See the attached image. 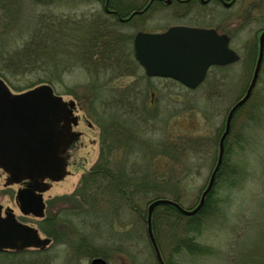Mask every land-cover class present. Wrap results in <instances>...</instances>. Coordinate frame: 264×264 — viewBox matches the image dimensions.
Wrapping results in <instances>:
<instances>
[{
	"label": "rangeland",
	"instance_id": "1",
	"mask_svg": "<svg viewBox=\"0 0 264 264\" xmlns=\"http://www.w3.org/2000/svg\"><path fill=\"white\" fill-rule=\"evenodd\" d=\"M142 1L136 0L135 3ZM255 1L257 0H241L240 3L227 10L218 9L220 12H215L216 15L212 18H209L210 12L205 7L199 12L189 11V15L176 16L173 6H166L161 12L155 11L142 20H136L133 27L122 28L123 34L126 37L128 35V38L124 39L128 52L132 49L131 35L137 30L159 31L171 24L195 23L200 26H211L218 32L226 33L230 37L231 48L239 54L240 59L220 69L210 68L202 84L195 89H188L169 78H145L140 67L136 68L135 73L129 71L130 73L125 75L115 76L113 70L118 68L111 66L109 71L99 76L79 62H66L60 79L53 78L54 83L51 86L65 102L75 103V114L82 118L76 127L77 130L82 131V134L78 141L79 146L75 150L77 161L82 166H69L70 173L60 182L54 183L44 196L71 193L80 176L87 173L101 155L100 129L89 116L88 102L91 94L88 88L93 84L104 83L105 89L99 95L101 99L110 96L112 90L132 89L131 86H137L140 91V100L149 105L152 114L157 113L153 121L152 134L146 132V125L139 130L136 144L132 146L134 150L129 155L125 167L128 169L136 167L142 174L144 169L137 166L146 165V167H151L153 173L160 175L164 181L170 180L169 183L177 181L179 202L186 208L193 206L198 201L200 192L215 163L213 139L221 134L228 109L243 94L253 71V64L249 60L250 48L257 42L259 31L264 28V5L258 6L257 9L256 5L253 7ZM40 3L46 4L45 0ZM97 6V2L87 4L80 0H54L47 6L36 7L40 11L51 13V18L68 15L67 18L72 20L86 18L89 20L92 16H96L95 12L89 11ZM184 15L188 16L184 17ZM119 30H121L120 26ZM260 72L253 95L249 96L234 117V133H239L242 137L241 140L232 143L233 152L230 155V165L240 171L239 178L234 185L224 183L225 179L219 184L216 197L220 209L215 215L206 217L202 221L201 229L196 234V241L211 249L212 254L203 258L188 256L175 264H246L244 261L240 263V260L247 254L246 250L249 246L255 247L250 251L258 253L255 258L264 252L262 250L264 248V226L262 225L264 211L258 203L264 193V63ZM42 75L43 72L39 71L14 77L12 80L23 87L38 84L39 79L37 78ZM106 80L108 82H105ZM12 91L14 92L13 88ZM132 91L135 93V90ZM168 115L171 117L165 120ZM248 116H251V119H248ZM160 119H162L161 122ZM88 124H91L90 128ZM167 135L174 141L180 137H191L198 145L199 151L189 154L191 157L186 156L184 163L171 161L157 154L149 164L148 158L136 148L139 145L141 147L143 142L149 141L150 137L153 141H157ZM124 155L125 149L123 148L115 154L102 153V156L106 158L104 162L107 161L108 165L114 169L120 168L124 162L122 161ZM186 165L191 168L189 169ZM172 170L175 173H172ZM4 180L5 172L0 170V203L2 204L8 203L7 197L11 191V189L3 188ZM146 198L147 196L141 190L133 195L141 211L146 210ZM65 217L72 218L73 227L83 237L89 233L94 237L92 242L101 243L103 250L109 251L111 248L113 252L115 247H120L124 242L135 245L134 249L137 252L135 260H132L125 250H116L108 257V264H156L146 239V226L136 212L129 207H120L113 217L112 224L106 220L105 226L97 228L98 230H92L83 223L77 226V219H80L70 214ZM45 228L47 229V226ZM40 233L44 235V230H40ZM70 249L73 254L74 248L71 246ZM43 255L46 257L45 253L39 254L31 251L11 254L0 252V264H46L42 263L45 259ZM72 258L71 255V259L65 263L58 258L55 264H89L90 260V257H87L79 262Z\"/></svg>",
	"mask_w": 264,
	"mask_h": 264
},
{
	"label": "trees",
	"instance_id": "2",
	"mask_svg": "<svg viewBox=\"0 0 264 264\" xmlns=\"http://www.w3.org/2000/svg\"><path fill=\"white\" fill-rule=\"evenodd\" d=\"M43 5L49 4L40 3L37 0H0V77L15 91L30 88L35 84L20 87L13 82L12 78L42 71L43 75L37 78L38 83L52 84L54 83L53 78L60 79L64 64L68 61L79 62L99 76L109 71L111 66L118 68L117 70L112 69L115 76L136 72L137 63L131 51L128 52L125 48L124 39L115 36L114 24L104 23V19H97V17L89 20L87 18L69 20L63 15L51 18V13L40 11L36 7ZM256 53L257 43L251 46L249 53V60L253 66ZM263 63L264 46L262 66ZM211 68L220 69L222 67L212 66ZM256 84L252 89V95ZM130 88L132 89L112 90L110 96L105 99L99 96L100 92L105 89L104 83L93 84L88 88L91 94L88 102L89 116L100 129L101 155L90 170L83 174L75 190L68 196L71 203L65 216L70 214L72 217L79 218L81 221L77 219V226L83 223L92 230H96L104 227L106 220L112 224L113 217L122 206L135 211L146 226L147 210L141 211L133 199L134 193L139 190L147 196L146 204L158 197H166L179 202L177 181L174 183H169L170 180L164 181L160 175L153 173L151 167H146V165L137 166L144 169L142 174L136 167L135 169L125 167L129 155L134 150L132 146L136 144L139 130L146 125V132L152 134L153 121L157 115V113L152 114L151 108L140 100L138 87L131 86ZM132 90H135V93ZM241 107L233 113L230 131L223 143L220 167L213 186L205 195L200 209L192 215H186L171 204L160 203L152 211V231L165 264H175L188 256L203 258L212 254L211 249L196 241V234L201 229L202 221L206 217L215 215L220 209L216 197L219 184L225 179L224 183L234 185L239 178L240 171L230 165V155L233 152L232 143L241 140L242 137L241 134L234 133V117ZM170 117L171 115H168L165 120ZM248 119H251V116H248ZM219 136L213 139L215 154L218 149ZM148 139L149 141L143 142L142 146L139 145L136 149L148 158L149 164L157 154L171 161L184 163L186 156L191 157L189 154L199 151L198 145L191 137H180L177 141L172 140L169 135L162 136L157 141H153L151 137ZM122 148L125 149V155L122 160L124 162L119 169L112 168L107 161L104 162L106 158L102 156V153L115 154ZM104 150L107 152H103ZM215 160L216 156L214 162ZM186 166L191 168V166ZM172 173L175 171L172 170ZM258 203L264 211V193ZM65 216L55 222V225L65 232L63 236L66 235L69 242H81L82 247L86 248L87 257L100 256L107 259L110 255L109 251L91 246L89 242H92L94 237L89 233V237L88 235L83 237L73 227L72 218ZM262 225L264 226V216ZM66 228L69 231L68 234ZM42 230L47 233L45 226H42ZM120 242L124 241L120 240ZM148 244L154 256L152 246ZM134 248V244L124 242L120 247H115L114 251L125 250L132 260H135L137 252ZM253 249H255L254 246L247 248V254L241 258L240 263L244 261L246 264H264V252L255 258L258 253L250 252Z\"/></svg>",
	"mask_w": 264,
	"mask_h": 264
},
{
	"label": "water",
	"instance_id": "3",
	"mask_svg": "<svg viewBox=\"0 0 264 264\" xmlns=\"http://www.w3.org/2000/svg\"><path fill=\"white\" fill-rule=\"evenodd\" d=\"M257 40L258 50L252 76L244 94L232 104L226 114L218 141L217 160L197 204L188 209L173 200L156 198L147 206V235L159 264L164 262L152 233V211L158 204L168 203L182 213L192 215L202 206L222 160L223 142L229 133L232 115L249 98L256 82L263 57L264 29ZM228 42L226 34L218 33L213 28L178 24L169 25L162 32H136L132 38V48L134 58L146 75L170 77L188 88H195L202 82L211 65H227L239 59ZM68 104L73 106L72 101ZM65 105L66 102L53 93L49 84L43 83L12 94L0 78V167L11 178L18 180L46 175L51 179H59L66 173L63 161L58 156L59 146L65 145L61 138L63 129L58 124ZM42 214L41 211L36 212L38 216ZM23 233L27 234L29 231L17 222H0V249L38 246L49 242L48 238L38 240L36 232L32 234L33 240H25ZM91 264L106 262L96 257L91 260Z\"/></svg>",
	"mask_w": 264,
	"mask_h": 264
},
{
	"label": "flooded vegetation",
	"instance_id": "4",
	"mask_svg": "<svg viewBox=\"0 0 264 264\" xmlns=\"http://www.w3.org/2000/svg\"><path fill=\"white\" fill-rule=\"evenodd\" d=\"M87 4L97 2V7L92 8L97 17L104 19V23L107 24H119L122 28L133 27V21L137 19H143L150 16L155 11L161 12L166 6H173L176 11V15L190 14V12H199L201 8H208L210 15L209 18L214 17L215 12H220L218 9L227 10L233 5L241 2V0H143L141 3H135V0H80ZM257 4L264 5V0H257ZM207 10V9H206ZM181 11L180 13H177ZM190 11V12H189ZM135 12V13H134ZM188 15H184L187 17ZM183 16V15H182ZM95 17V16H92ZM115 36L125 38L126 35L123 31H114ZM128 37V35H127ZM78 116V115H77ZM71 113L67 106L64 107L63 112L60 115L59 127L63 129L62 142L65 145H60L58 149L59 156L64 159L66 169L69 166L79 167L82 166L78 163L75 150L79 146V138L82 131L77 130L82 118L79 116L77 120L73 122L71 120ZM90 128V124H88ZM74 151V153H73ZM1 170V169H0ZM9 176V177H8ZM59 181H52L48 177H34V178H22L15 180L10 175L5 174V180L3 188L11 189L8 193V203H0V222L3 223H18L25 225V230L29 233H23L22 237L25 240H33L32 234L34 233L31 228L36 229L40 238L47 237L50 242L47 245L39 244L38 246L26 247V248H2L0 252L5 254L18 253V252H35L46 254L42 263L55 264V260L61 258L65 263L72 259L77 261L82 258H87L86 248L82 247L81 242H69L66 235L63 236V232L58 226L55 225L58 217L63 219L65 211V203L67 199L61 200V196L48 195L44 196L54 185ZM7 193V192H6ZM40 203L43 204V210L45 215L47 213L48 218L46 224L42 222L44 219L36 217V212L40 211ZM21 209L29 210L28 213H23ZM42 225L47 226V233L41 235L40 230ZM57 227V228H56ZM28 228V229H26ZM64 228V227H63ZM66 233L68 234L69 231ZM90 243V242H89ZM92 243V242H91ZM97 243V242H94ZM92 245V244H91ZM99 244H96V247ZM71 246L74 248V253L71 252ZM99 245L98 247H100ZM77 264V263H76ZM80 264V263H79ZM90 264V260H89Z\"/></svg>",
	"mask_w": 264,
	"mask_h": 264
}]
</instances>
